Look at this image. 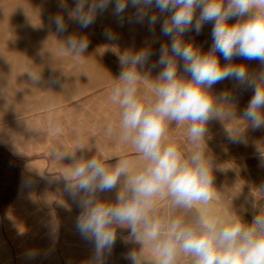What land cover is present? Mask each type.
<instances>
[{"label":"clouds","instance_id":"1","mask_svg":"<svg viewBox=\"0 0 264 264\" xmlns=\"http://www.w3.org/2000/svg\"><path fill=\"white\" fill-rule=\"evenodd\" d=\"M109 6L121 24L127 9H134L127 19L147 21L150 32L164 16L160 33L169 37L170 43L161 45L159 59L151 65L150 45L119 54L121 72L111 89V101L120 109L117 139L135 150L139 166L126 157H119L115 164L107 163L112 157L101 162L97 154L77 157V150L88 148L82 145L74 152L57 149L51 153L53 160L72 159L66 166L70 175L54 179L64 181L63 192L81 209L76 231L92 245L85 264H107L118 228L128 230V235L121 237L125 243L138 245L124 254L130 264H178L181 256L190 257L192 264H264V214L258 212L250 223L237 212L220 217L205 214L217 188L214 162L202 147L208 138L207 125L213 120L224 125L232 143H245L248 130L264 129V0H74L72 8L67 0H59L67 21L76 22L81 29L93 25ZM234 18L236 22L229 23ZM67 21L60 13L51 17L56 34L67 32ZM208 23L213 25V42L203 53L184 36L192 31L199 35ZM104 35L109 41L117 39L111 28H106ZM57 41L60 52L77 61L86 58V34L74 32ZM217 53L228 63L222 65ZM236 58L258 61L260 67L233 63ZM179 60L183 61L182 72ZM157 67L160 71L152 77L151 70ZM28 73L34 83L40 79L39 74ZM227 79L236 82L234 88L253 89L239 116L234 89L218 95L211 91ZM142 81H148L146 91L140 88ZM232 121H244L245 126L229 131L226 123ZM173 123L187 125L190 152L182 151L169 136ZM114 131L109 123L105 134L111 137ZM99 151L96 147V153ZM257 151L264 161V150L258 144ZM113 191L114 201L101 198V193ZM161 201L170 202L163 214ZM48 228L54 245L60 230L54 214ZM39 255L41 250L36 248L25 252L28 260Z\"/></svg>","mask_w":264,"mask_h":264},{"label":"rangeland","instance_id":"2","mask_svg":"<svg viewBox=\"0 0 264 264\" xmlns=\"http://www.w3.org/2000/svg\"><path fill=\"white\" fill-rule=\"evenodd\" d=\"M67 3L69 8L74 7V0H67ZM153 11L158 13V10ZM133 12L134 9L128 8L121 24L113 15V6H109L93 25L81 29L76 22L67 21V12L59 7V0H0V65L66 63L63 68L68 71L82 66L89 75L93 70L102 75L98 85L75 97L47 109L0 120V264H85L91 255L92 245L81 238L75 227L81 209L63 192L64 181L54 179L58 175H70L66 166L72 163L71 156L62 161L53 160L50 156L54 150L74 152L82 145L88 148L77 150V157L91 158L97 154L101 162L112 157L107 161L109 164H115L119 157L129 158L137 166L141 163L135 150L117 139L120 109L111 101V89L121 72L119 54L150 45L151 65L158 61L161 45L170 43V38L160 33L164 16L155 25V31L150 32L147 21L136 23L127 19ZM57 13L65 16L75 33L88 36L86 58L77 61L70 54L60 52L57 40L70 33L56 34L51 17ZM235 22V18L229 21ZM212 27L211 23L205 24L199 35L192 31L185 34L184 40L207 53L213 42ZM106 28L117 34L115 41L106 39ZM217 56L222 65L228 63L219 53ZM233 63H246L250 69L260 67L258 61L240 58ZM178 65L182 72L183 61L179 60ZM144 71L148 72L149 68L146 66ZM159 71V67L152 69L151 76L155 77ZM235 83L227 79L214 85L211 91L218 95L226 89H234L239 116L253 95V89L234 88ZM140 88L146 91L148 81H142ZM109 123L115 130L111 137L105 134ZM244 126V121L226 123L229 131ZM207 127L208 138L202 147L214 162L217 192L205 214L220 217L237 212L250 223L258 212L264 214V161L257 151V144L264 150V145L259 144H264V129L248 130L245 143H232L220 121H210ZM169 136L185 153L192 150L187 125L173 123ZM96 147L100 149L98 153ZM101 198L114 201L115 191L101 193ZM169 203L159 202L162 214L168 211ZM52 214L60 221L59 240L54 245L48 236ZM117 234L107 264H130L124 254L138 245L121 239L128 235L127 229L118 228ZM32 248L40 249L41 255L28 260L25 252ZM178 264H192V261L190 257L181 256Z\"/></svg>","mask_w":264,"mask_h":264},{"label":"crops","instance_id":"3","mask_svg":"<svg viewBox=\"0 0 264 264\" xmlns=\"http://www.w3.org/2000/svg\"><path fill=\"white\" fill-rule=\"evenodd\" d=\"M67 31L74 33L70 27ZM65 64L0 65V120L47 109L95 87L102 79L99 72L93 70L89 75L82 66L68 71L63 68ZM28 72L39 74L40 79L34 83Z\"/></svg>","mask_w":264,"mask_h":264}]
</instances>
